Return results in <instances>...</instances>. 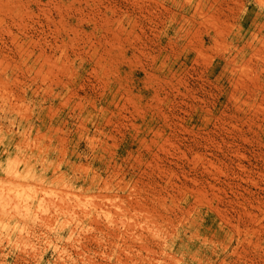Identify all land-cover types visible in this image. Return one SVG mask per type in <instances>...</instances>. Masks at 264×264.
Segmentation results:
<instances>
[{
	"label": "rangeland",
	"instance_id": "1",
	"mask_svg": "<svg viewBox=\"0 0 264 264\" xmlns=\"http://www.w3.org/2000/svg\"><path fill=\"white\" fill-rule=\"evenodd\" d=\"M0 264H264V0H0Z\"/></svg>",
	"mask_w": 264,
	"mask_h": 264
},
{
	"label": "bare ground",
	"instance_id": "2",
	"mask_svg": "<svg viewBox=\"0 0 264 264\" xmlns=\"http://www.w3.org/2000/svg\"><path fill=\"white\" fill-rule=\"evenodd\" d=\"M199 3V2H198ZM262 26V25H261ZM251 214V213H250ZM249 214V215H250ZM247 216H248V213H247ZM256 218V217H255ZM252 219V218H251ZM133 223V222H132ZM128 224V223H127ZM133 225V224H132ZM135 225V224H134ZM129 228V227H128ZM257 246H260V243H257Z\"/></svg>",
	"mask_w": 264,
	"mask_h": 264
}]
</instances>
